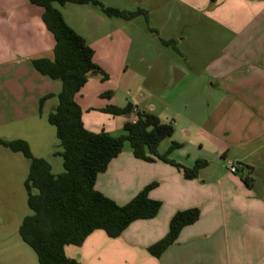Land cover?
<instances>
[{
  "label": "rangeland",
  "instance_id": "rangeland-1",
  "mask_svg": "<svg viewBox=\"0 0 264 264\" xmlns=\"http://www.w3.org/2000/svg\"><path fill=\"white\" fill-rule=\"evenodd\" d=\"M99 1L121 10L144 9L147 16L126 20L106 16L89 4L53 3L65 22L94 50L93 61L106 76H89L87 90L91 91L90 103L96 110H89L78 97L87 120L107 127L108 119L117 117L99 108L108 103L107 97L101 96L105 92L112 94L111 103L116 106L138 103L146 112L175 122V135L160 143V151L175 139L182 144L184 154L209 160L210 172L226 171L229 161L242 159L243 167L235 174L245 179L251 169L255 193L264 197V33L238 35L231 22L241 20L225 18L220 7L212 12L187 0ZM230 5L227 2L224 6L229 8L228 15L234 11H230ZM25 6L42 10L29 3ZM26 11L17 1L6 7L0 3V29L21 32L27 28ZM41 21L39 18L43 26ZM31 25L35 26L33 21ZM44 30L49 49L42 55L53 59L54 41L51 33ZM170 39L175 43H162ZM253 41L259 43L254 45ZM25 51L21 46L13 52L1 50L9 64L3 63L0 70L16 71V78L18 74L27 78L35 72L31 59L40 56L36 51ZM178 70L182 73L178 74ZM46 80L48 90L58 86L61 89L60 81ZM35 85L32 79L25 116L5 122L0 127V137L27 141L32 155L49 161L52 172L58 174L63 171L62 159L53 152L61 151V147L55 128L47 121L52 98L41 102L48 94L37 98L42 87L38 90ZM246 138L250 139L246 145L233 146ZM125 146L129 147V143ZM28 166L29 160L20 152L0 146V264H39L36 253L17 232L23 217L31 214L23 186Z\"/></svg>",
  "mask_w": 264,
  "mask_h": 264
},
{
  "label": "crops",
  "instance_id": "crops-1",
  "mask_svg": "<svg viewBox=\"0 0 264 264\" xmlns=\"http://www.w3.org/2000/svg\"><path fill=\"white\" fill-rule=\"evenodd\" d=\"M0 1L4 7L17 1L25 11L27 10L24 13L27 18V28L21 32L18 30L16 32L14 29H0V52L4 48L13 52L21 46L26 50V54H31V51L39 54L40 57L33 59L44 57L42 54L48 51L49 47L45 40L46 27L38 22L42 10L27 9L29 8L25 6L27 0ZM187 1L194 5L202 4V8L210 9L212 12H216L220 7L225 18L241 20L230 21L231 24L236 25L233 29L238 35L252 31L259 35L261 32L264 33V0ZM227 2L231 4L230 11L234 10L231 15L227 14L229 8L224 7ZM32 21L35 26L31 25ZM41 36H44V39ZM253 43L257 45L259 42L253 41ZM6 59L8 58L0 53V66H3V63L9 64ZM33 69L35 72H31L27 78L19 74L18 78L14 77L16 71L13 73L0 70V127L7 121L13 122L10 120L25 116L24 105L29 99L32 79L36 82L35 88L42 87L43 90L38 91L37 98L49 94L47 98H52L51 110L57 105L60 86L48 90L46 79L49 77L40 74L34 67ZM177 72L182 73L180 70ZM89 79L90 77L75 95L81 110L83 105L79 102L80 96L82 102L88 104L89 110H96L90 103L91 91L87 90ZM96 96L99 97L100 93ZM107 99L108 103L103 105L98 103L100 109L109 104L114 105L111 103L112 94ZM129 103L140 106L135 102ZM139 109L143 110L140 107ZM86 117L82 112V122L86 129L94 132L105 130L112 134L119 132L125 122L134 121L136 112L108 119L107 127L92 124ZM159 119L161 122L171 123L174 129L172 136L175 135V122L161 117ZM263 132L264 129L261 133ZM172 141L180 144V147L173 149L168 155V158L176 164L192 167L197 160H200L184 154L182 144L175 139ZM248 142L250 139H241L233 146L242 147ZM169 146L159 152H166ZM234 161L241 162L242 159ZM208 162L199 170L196 178L187 179L177 166L159 159L151 162L138 159L133 156L130 147L124 146V149L110 160L106 169L96 176L95 188L118 205H123L144 187L156 183L148 192V196L160 202L158 213L149 219L133 221L121 235L115 238L108 237L102 230H95L80 246H66L67 257L80 264H264V197L255 193L250 181L249 165H246L247 170L250 169L248 175L243 179L242 176L230 172L228 167L226 171L210 172L207 170ZM191 208L199 210L198 219L184 226L175 242L158 258L152 256L148 252V247L166 235L172 216L177 211Z\"/></svg>",
  "mask_w": 264,
  "mask_h": 264
},
{
  "label": "trees",
  "instance_id": "trees-1",
  "mask_svg": "<svg viewBox=\"0 0 264 264\" xmlns=\"http://www.w3.org/2000/svg\"><path fill=\"white\" fill-rule=\"evenodd\" d=\"M27 2L42 8L41 20L54 41L53 59L36 58L32 60V65L40 74L61 83L58 103L47 115V121L55 128L61 151H54L53 155L61 157L63 171L54 174L49 161L32 155L27 141L0 138V146L20 152L30 162L23 186L31 214L23 217L17 232L36 253L39 264H80L67 257L66 246H80L95 230H102L111 238L118 237L133 221L152 218L159 211L160 202L148 196L156 183L147 185L123 205H118L95 188L96 176L124 149L126 142L134 157L150 162L159 159L175 165L187 179L196 178L207 162L197 160L192 167L176 164L168 158L173 149L180 147L175 141L171 142L166 152L160 153V143L172 137L174 129L171 123L161 122L157 115L150 112L137 111L135 120L125 122L123 132L118 135L105 130L90 131L82 122V110L75 95L91 74H100L103 79L106 76L93 61L94 50L65 22L53 3L89 4L98 7L106 16L126 20L138 15L147 16L146 10H121L105 6L99 0ZM162 43L167 46L174 44L175 40H162ZM110 95V92L101 94L103 97ZM133 106L129 102L123 107L109 104L100 110L112 116H122L132 112ZM198 217L199 210L196 208L177 211L170 220L166 235L149 246L148 252L158 258L175 242L180 230L194 223Z\"/></svg>",
  "mask_w": 264,
  "mask_h": 264
},
{
  "label": "built area",
  "instance_id": "built-area-1",
  "mask_svg": "<svg viewBox=\"0 0 264 264\" xmlns=\"http://www.w3.org/2000/svg\"><path fill=\"white\" fill-rule=\"evenodd\" d=\"M139 107L138 106H133L132 108V112H137L139 111ZM242 166V164L240 162H228V170L232 173H236L238 171V169Z\"/></svg>",
  "mask_w": 264,
  "mask_h": 264
}]
</instances>
